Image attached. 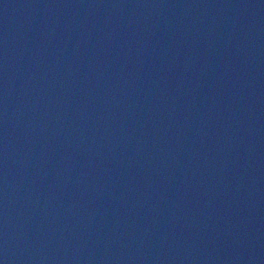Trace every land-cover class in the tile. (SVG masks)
<instances>
[{"label": "water", "instance_id": "1", "mask_svg": "<svg viewBox=\"0 0 264 264\" xmlns=\"http://www.w3.org/2000/svg\"><path fill=\"white\" fill-rule=\"evenodd\" d=\"M0 264H264V0H0Z\"/></svg>", "mask_w": 264, "mask_h": 264}]
</instances>
